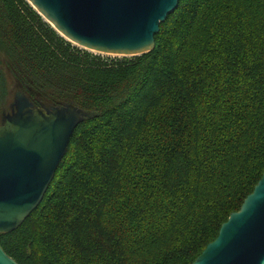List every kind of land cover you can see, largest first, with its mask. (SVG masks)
<instances>
[{"label": "trees", "instance_id": "obj_1", "mask_svg": "<svg viewBox=\"0 0 264 264\" xmlns=\"http://www.w3.org/2000/svg\"><path fill=\"white\" fill-rule=\"evenodd\" d=\"M155 43L95 53L28 0H0V123L12 88L89 113L41 204L0 233L20 264H192L254 191L264 0H181Z\"/></svg>", "mask_w": 264, "mask_h": 264}, {"label": "water", "instance_id": "obj_2", "mask_svg": "<svg viewBox=\"0 0 264 264\" xmlns=\"http://www.w3.org/2000/svg\"><path fill=\"white\" fill-rule=\"evenodd\" d=\"M72 43L123 56L154 49L160 25L181 0H28ZM89 113L73 103L35 105L17 91L0 123V233L41 204L76 128ZM0 264H20L0 244ZM192 264H264V173L241 208Z\"/></svg>", "mask_w": 264, "mask_h": 264}, {"label": "rangeland", "instance_id": "obj_3", "mask_svg": "<svg viewBox=\"0 0 264 264\" xmlns=\"http://www.w3.org/2000/svg\"><path fill=\"white\" fill-rule=\"evenodd\" d=\"M90 51H92V50H90ZM92 52L103 54V55H107V56H123V55H119V54L100 53V52H97V51H92ZM14 93H15V89L12 88L11 95H10V99H11L10 102H12L14 100V96H15Z\"/></svg>", "mask_w": 264, "mask_h": 264}]
</instances>
